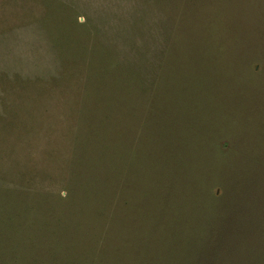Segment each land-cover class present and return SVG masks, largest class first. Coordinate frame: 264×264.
<instances>
[{
    "label": "rangeland",
    "instance_id": "rangeland-1",
    "mask_svg": "<svg viewBox=\"0 0 264 264\" xmlns=\"http://www.w3.org/2000/svg\"><path fill=\"white\" fill-rule=\"evenodd\" d=\"M0 264H264V0H0Z\"/></svg>",
    "mask_w": 264,
    "mask_h": 264
}]
</instances>
